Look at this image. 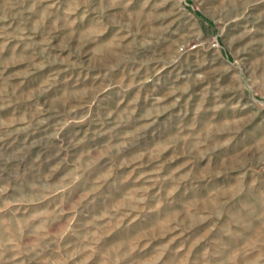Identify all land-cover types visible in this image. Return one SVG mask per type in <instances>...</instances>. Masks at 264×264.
<instances>
[{
	"label": "rangeland",
	"instance_id": "obj_1",
	"mask_svg": "<svg viewBox=\"0 0 264 264\" xmlns=\"http://www.w3.org/2000/svg\"><path fill=\"white\" fill-rule=\"evenodd\" d=\"M93 3L96 12L108 10L107 0ZM144 3L131 0L111 17L117 25L127 17L124 34L118 29L107 40L115 75L130 83L135 74L138 84L132 98L117 89L114 116L98 103L93 120L59 139L48 129L0 140V264H264V121L249 130L255 112L239 126L229 117L236 108L229 101L264 83V0H216L204 10L207 0H187L188 32L177 27L181 39L167 44ZM71 6L0 0L5 98L30 101L40 89L28 85L48 69H69L65 89L91 81L81 91L98 94L106 86L80 58L89 36L59 23ZM185 35L197 47L173 64ZM111 96L101 100L111 103ZM136 98L147 106L140 123L120 132L135 120ZM160 122L169 134L141 145L150 135L145 125ZM85 132L97 142L79 143ZM172 160L181 169L175 175ZM242 169L243 182L233 175Z\"/></svg>",
	"mask_w": 264,
	"mask_h": 264
},
{
	"label": "clouds",
	"instance_id": "obj_2",
	"mask_svg": "<svg viewBox=\"0 0 264 264\" xmlns=\"http://www.w3.org/2000/svg\"><path fill=\"white\" fill-rule=\"evenodd\" d=\"M32 3L33 8H35L37 3H44V0H32ZM99 3H104V0H99ZM107 3V11L101 9V11L96 12L97 4L93 3V0H72L71 11L67 15L59 17V23L62 26L68 25L75 28L76 34H79L83 30L84 34L89 36L88 42L80 48V58L86 70H90L93 73L96 71L101 73V77L98 78L97 83L101 79L104 80L106 86L103 90L98 94H93L91 91H81V89L88 87L91 81L81 83L75 88L68 87L65 89L61 78L64 72L69 71V69H64L63 72L48 69L45 73H38L33 83L28 85V87L38 88L40 91L36 92L30 101L18 102L14 97L5 98L4 94L0 93V140L8 139L21 133L30 134L37 130H44L41 134H46L48 129H54L53 134L55 138L59 139L60 132H63L65 129L71 126L86 125L90 120H93L92 110L97 107L98 103L101 113L106 116L111 113L114 116L115 113H112L111 109L112 104L115 103L117 89L126 92L129 98H132L133 92L138 87L135 74L130 83L117 79L115 73L119 69L112 66L117 65L118 61L107 43L110 34L117 32L118 29L121 35L124 34L121 26L127 17H121L120 25L114 24L111 17L114 14L120 15L121 5L127 10V6L131 3V0H107ZM215 3L216 0H207V4L202 10ZM149 4L152 5L151 8H149ZM188 7L187 0H145L144 3V9L147 10L150 23L160 30V39L165 44L173 39H181L179 32L176 31L177 27L180 32H188L189 23L191 22L190 14L185 15ZM170 12L173 14L169 15ZM93 16H95L94 21ZM185 21H188V23H185ZM105 24L109 25V27L105 28ZM196 47L197 43L193 38L185 35L183 37V47L176 49L175 58L172 60V63H177L183 51L192 50ZM147 54L142 53L141 55ZM79 67V64H77L74 70H79ZM160 71H163V69H160ZM49 72L51 73L49 78L41 82L42 77L48 75ZM109 73H112L110 81L107 79ZM147 82L148 78H145L139 83L144 84ZM113 85L116 87H113ZM107 93H112V96L109 98L111 103L101 100V97ZM257 96H259V99H257ZM237 100L238 103L236 101H229L230 104L236 103V108L229 112V117L233 124L237 126L241 125L249 114L253 112L256 113V116L246 125L249 130L257 122L264 121V111L260 110L264 109V83H259L256 88L248 89L247 94L238 96ZM136 104L138 107L134 111L135 120L130 122L126 127H121L119 129L120 132L135 128L140 123L139 118L147 106L139 98H136ZM257 105L260 106V109H257ZM6 109L9 111H5ZM13 109L14 111H12ZM129 111H132L131 106H129ZM62 112L66 113V116L63 118L60 116ZM53 115L56 117L55 120L52 119ZM145 130L150 135L141 137V145L145 141L152 143L154 138L164 139L169 134V130L164 127L163 122H160L159 126L145 125ZM118 134L119 132H117ZM85 141L89 143L97 142L91 140L88 132H85L84 138L79 143H85ZM229 143L231 141L226 142L223 146L227 148ZM200 147L203 148L205 145L201 144ZM133 150L135 151L136 149ZM176 151L179 152V146H176ZM171 155L172 146L170 145L168 149L164 150L162 159L168 160ZM181 159H184V157H181ZM170 166L175 168L173 175L181 171L180 168L176 167L175 160L171 161ZM241 172L243 174L233 173V175H240V179L243 182L248 175V171L247 169H242ZM175 191H178V189ZM168 195H174V192H169ZM240 195L243 197L245 192H241ZM0 256H2V246H0Z\"/></svg>",
	"mask_w": 264,
	"mask_h": 264
}]
</instances>
